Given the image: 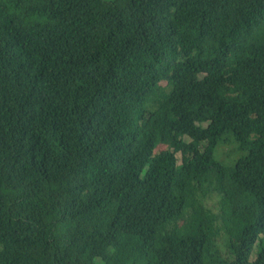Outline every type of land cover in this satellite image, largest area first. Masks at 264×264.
<instances>
[{
	"label": "trees",
	"instance_id": "obj_1",
	"mask_svg": "<svg viewBox=\"0 0 264 264\" xmlns=\"http://www.w3.org/2000/svg\"><path fill=\"white\" fill-rule=\"evenodd\" d=\"M0 264H264V0H0Z\"/></svg>",
	"mask_w": 264,
	"mask_h": 264
},
{
	"label": "rangeland",
	"instance_id": "obj_2",
	"mask_svg": "<svg viewBox=\"0 0 264 264\" xmlns=\"http://www.w3.org/2000/svg\"><path fill=\"white\" fill-rule=\"evenodd\" d=\"M240 155L241 153L237 151V145L233 141H225L223 143H220L216 151L217 158L226 164L233 162ZM217 203L218 198L213 197L211 200H208L207 205L209 207L217 209Z\"/></svg>",
	"mask_w": 264,
	"mask_h": 264
}]
</instances>
